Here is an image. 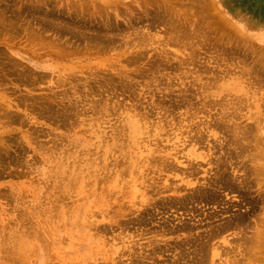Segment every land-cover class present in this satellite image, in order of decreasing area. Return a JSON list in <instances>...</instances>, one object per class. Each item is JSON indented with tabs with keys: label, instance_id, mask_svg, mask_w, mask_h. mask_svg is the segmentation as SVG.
I'll return each mask as SVG.
<instances>
[{
	"label": "rangeland",
	"instance_id": "1",
	"mask_svg": "<svg viewBox=\"0 0 264 264\" xmlns=\"http://www.w3.org/2000/svg\"><path fill=\"white\" fill-rule=\"evenodd\" d=\"M261 167L264 0H0V264H264Z\"/></svg>",
	"mask_w": 264,
	"mask_h": 264
},
{
	"label": "bare ground",
	"instance_id": "2",
	"mask_svg": "<svg viewBox=\"0 0 264 264\" xmlns=\"http://www.w3.org/2000/svg\"><path fill=\"white\" fill-rule=\"evenodd\" d=\"M136 127H137V124H136V126L134 127V129H133L134 132L137 131V130H136ZM139 128H140V127H139ZM137 129H138V128H137ZM138 130H139V129H138ZM260 170H261L262 173H264V167H261ZM199 191H201V190H199ZM108 194H110V193L108 192ZM24 244H25V243H24ZM27 247H28V245H27ZM233 264H234V263H233ZM235 264H236V263H235Z\"/></svg>",
	"mask_w": 264,
	"mask_h": 264
}]
</instances>
